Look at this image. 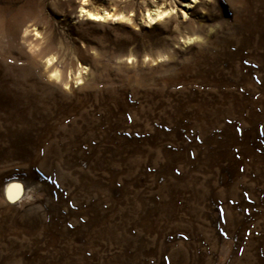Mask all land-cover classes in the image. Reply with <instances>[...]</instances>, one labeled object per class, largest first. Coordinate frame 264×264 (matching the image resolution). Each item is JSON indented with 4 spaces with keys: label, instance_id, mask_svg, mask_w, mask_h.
<instances>
[{
    "label": "rangeland",
    "instance_id": "1",
    "mask_svg": "<svg viewBox=\"0 0 264 264\" xmlns=\"http://www.w3.org/2000/svg\"><path fill=\"white\" fill-rule=\"evenodd\" d=\"M0 264H264V0H0Z\"/></svg>",
    "mask_w": 264,
    "mask_h": 264
},
{
    "label": "bare ground",
    "instance_id": "2",
    "mask_svg": "<svg viewBox=\"0 0 264 264\" xmlns=\"http://www.w3.org/2000/svg\"><path fill=\"white\" fill-rule=\"evenodd\" d=\"M89 19L91 21H101V20H108L110 18H112L114 16V14H111V12H108V11H102V12H99L97 14H89ZM153 18V17H152ZM154 19L151 20V22H153ZM150 22V21H149ZM12 185V184H11ZM14 186V185H13ZM10 189V188H8ZM13 191V190H12ZM11 192V190L9 191V193ZM14 192V191H13ZM12 196V195H11Z\"/></svg>",
    "mask_w": 264,
    "mask_h": 264
}]
</instances>
